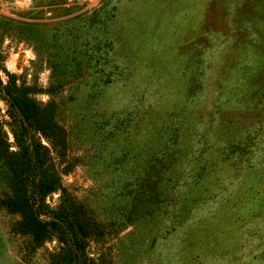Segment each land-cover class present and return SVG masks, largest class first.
<instances>
[{
  "label": "rangeland",
  "instance_id": "obj_1",
  "mask_svg": "<svg viewBox=\"0 0 264 264\" xmlns=\"http://www.w3.org/2000/svg\"><path fill=\"white\" fill-rule=\"evenodd\" d=\"M5 71L63 130L92 264H264V0H0ZM11 119L0 97L15 150ZM19 217L0 207V264H60Z\"/></svg>",
  "mask_w": 264,
  "mask_h": 264
},
{
  "label": "trees",
  "instance_id": "obj_2",
  "mask_svg": "<svg viewBox=\"0 0 264 264\" xmlns=\"http://www.w3.org/2000/svg\"><path fill=\"white\" fill-rule=\"evenodd\" d=\"M0 80V97L6 102L12 120L15 150H10L0 131V159L8 171L11 193L0 197V207L20 215L11 226L13 232L29 234L34 245L51 235L61 243L60 264H92L84 251V240L101 233L99 224L75 201L60 183L59 169L65 158V136L48 106L40 107L30 97L33 87L17 84L6 72ZM49 147L43 145L38 136ZM52 149L57 156H50ZM58 192L53 206L45 203L47 194Z\"/></svg>",
  "mask_w": 264,
  "mask_h": 264
}]
</instances>
